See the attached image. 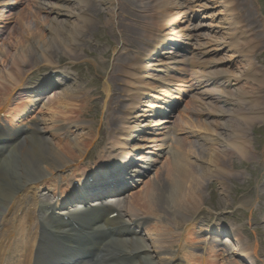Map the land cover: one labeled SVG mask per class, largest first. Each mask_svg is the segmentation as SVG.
<instances>
[{"label": "bare ground", "instance_id": "bare-ground-1", "mask_svg": "<svg viewBox=\"0 0 264 264\" xmlns=\"http://www.w3.org/2000/svg\"><path fill=\"white\" fill-rule=\"evenodd\" d=\"M95 1L42 0L40 5L42 10H49L51 13L58 15L53 19L54 21L51 19L47 23L49 32L46 33L39 28L27 29L25 34L31 40L17 39L18 54L13 56L11 63L8 62L10 54L8 49L0 47V112L12 101L9 92V89H11L10 85H14L16 88L21 84L22 72L20 69L40 63L50 64L60 50L71 55V51L77 53L76 51L82 48V42L87 38L86 33L92 30V18L96 17L99 21L104 18V10L96 5ZM116 2L115 8L118 9V14L116 13L117 27H120V29L118 28L119 31L126 32L129 37L125 42H131L133 49H129V52L133 55L126 58H123L122 55L115 60L111 78L110 80H104L103 84L105 93L104 105L108 106L107 100L112 99L110 96L113 91H125L120 86H112V84L116 83L115 76L117 72L118 74H125V77L129 79L127 82L131 86L136 83H143L141 87L144 90H141L140 94L138 93L139 95L134 100V103H130V111L128 110L127 116L118 119V121L123 123L122 126L124 128L122 129L127 134L119 137L117 142H115V138L111 137L120 134L121 131L120 133L118 131L109 133L107 141L113 145L111 147L114 150L112 148L109 149L115 152L122 151L127 156L130 153L129 147L134 142L133 134L136 131L150 133V130L156 128L159 133L154 138L146 139L145 135H143L139 141L157 142L153 148L154 150L163 151L164 149H169L171 152L170 159L175 166L171 168L169 177L153 180L149 188L139 194L135 192L131 194V197H135V201L131 197H125L119 202L121 208L124 209L123 215L126 216L125 218L128 217L130 219L133 216L148 218V226L143 228L141 235L119 239V241L117 240V242L113 243V246L129 253H142L141 257L131 261L129 264H174L177 256L174 250L176 245L180 246L181 250H185L184 255L190 264H220L221 260L228 262V259L232 258L237 252H241V255H252L258 258V239L255 244H252V247L246 245V248H243V244H240L233 249L228 247L220 248L219 250L222 253H218L217 248L220 245H218L219 242L217 241L221 240L218 237L220 233H217L212 228L209 229V227H200L199 230L201 232H210V234L206 235L210 246L199 247L202 252H196L195 249L200 241L197 240L199 236H192L193 233H196L193 228L184 229L182 232L179 227L181 221L179 220L178 225L175 220L178 216L175 215H180L183 221L186 222L191 219H189V213L193 212L200 204L201 189L203 188V179L205 177L215 178L216 184L219 183L226 189L227 179H234L238 176V174L234 173L235 158L240 159L246 167H250L251 163H260L261 160L264 163V152L260 156V147L257 144H255L256 146L254 144L251 146L252 142L248 137L249 130L260 129L262 126H258V123L264 120V102L261 95V91L264 92V73L261 76L258 68L249 62L244 73L233 75L231 71L224 69L223 59H216V52L220 50L219 44H215L209 50L214 54L211 60H202V57L206 54L203 48L209 42L205 37L207 34L203 33L204 31L200 24H190L189 0H116ZM6 3L5 0H0V11L1 7L6 5ZM69 3L73 4L69 5ZM180 15H183L184 19L182 21L185 24H181L179 28L175 29L173 25ZM252 15L249 18V27L256 41L254 42L255 45H252L254 39L246 40L245 43L248 45L246 50L254 49L255 54L259 56L257 53L260 50V46H262V38L255 31L257 29V21ZM0 16L2 17L3 14H0ZM33 17L36 18L37 16L33 14ZM59 17L62 19L59 20ZM113 22L111 20L104 21V23H108V26ZM155 27H157V33L154 32ZM163 28H165V34L168 37L165 36L164 38L163 35L158 34ZM184 30L185 33L180 32ZM11 32L12 28H8L6 32L1 33L2 37L0 40L6 43L9 35L12 34ZM236 39L232 42V46L235 50H238L239 37ZM170 40H178L177 42H180V40L186 41L183 44L186 51L190 52V55H184V49L179 47L178 49L171 48V50L165 52L168 55L166 61L159 60L164 62L161 63L163 67L160 70H155L159 72L153 74L149 66L157 64L149 62L151 60L143 64L144 59L149 55L151 56V54L155 55L158 45L162 47V45L168 46L175 43ZM203 41H207V43ZM147 46H149L148 56L145 54ZM158 49L161 50L159 47ZM32 55L36 58L38 56L37 60H32ZM180 57L182 58L180 59ZM168 64H174L175 70L167 68L166 65ZM183 69L187 71L191 69L195 78L198 79L197 81L212 83L216 86L211 91L210 97L215 101V115L220 118L216 120V125L212 128L215 133L213 137H209L205 132L201 133L202 136L200 135V139L206 142V145L201 144L204 148L201 149V155L198 158L200 162L198 167L191 166L187 159L189 155H192L194 149L186 150L183 146L186 145V142L188 144V141L184 140L182 144V140L176 137V125L174 124L176 121L173 122V125H167L166 123L170 122L168 120L154 122V120L149 119L148 116L152 113V108L159 105L154 103V101H146L145 107L149 106L150 110L147 107L143 111L147 112V114L144 112L136 115L132 114L137 104L142 103L141 94L147 92L148 88L159 87L160 85L158 84L160 83H171L173 78H175L174 71ZM141 70L143 74H140ZM160 71L163 72V75H161ZM149 77L154 79L153 82L147 80ZM243 77L250 80L252 91L244 88V85L241 88L233 87L234 85L232 84H236L235 81ZM49 78V76L45 77L34 86L29 85L28 90H26L27 96L22 94L18 102H16L17 104L11 109L13 117L11 118L10 126H8V135L14 137V141L4 146L3 148L5 149L0 153V264H31L32 246L37 229L33 231L36 221V207L39 203L45 201L41 192L43 188L45 189L48 186L45 181L53 180L55 173L69 169L72 162L76 163L74 161L76 158H73L75 157L74 152L71 151L69 144L63 145L62 141L59 143L56 141V139H61L59 133L63 131L64 133L69 132L68 127L73 124L72 121H68V118L62 117L66 114L65 111L70 110L72 101L77 100L75 97L76 91L72 89L59 90L44 97L43 92L52 85ZM9 82L12 84H9ZM53 83L56 84L57 81ZM147 95L149 94L147 93ZM171 97L175 101L180 98L174 94ZM22 98L25 100V104L23 100H20ZM45 98L47 100L42 107L48 110L49 117L46 118L43 113L36 111L30 117L32 132L23 135L17 129L21 123H13V121H17L18 117H22L28 107L33 108L38 101H43ZM109 101L110 105H116L115 109L120 107L121 99L119 97L115 98L114 101L113 99ZM52 102H54V106H51ZM168 102L170 103V101ZM22 103V106L19 105ZM159 107L162 108V106ZM71 109L72 112L76 110V108ZM167 111L169 109H166ZM48 121H51L52 126L48 125ZM22 123L28 124L29 122L26 120ZM156 125L160 126L157 127ZM200 129L202 131V127ZM203 129L208 130L205 126ZM93 137L95 138V136ZM71 143L75 147L80 144L74 138ZM83 148L81 143L78 148L79 153L77 152L80 154L79 156L82 153H86V149ZM104 150L108 151V148ZM114 157L116 158L112 160L107 156L101 159L108 164V161H114L119 158L118 154L114 155ZM141 159L152 161L148 155L143 156ZM229 162L230 166L228 165ZM103 165H100V168ZM99 172L102 173V171ZM99 172L88 170V173L82 176L78 174L77 186L72 184V182V185L69 184L68 180L72 178L68 179V184L64 186H60L56 181L54 184L50 183L54 187L47 194L51 195L53 193V199L56 198L57 200L58 195L61 196L62 199L58 201V204L62 207L67 204L64 207L73 209L71 202L84 201L88 195L87 191L91 190L90 186L95 187L96 182L99 184L97 179V176L100 175ZM58 192L60 194L57 195ZM247 192L250 196L251 191L248 190ZM79 195H82V197L78 198ZM262 197H264V193ZM138 205L144 208L146 212H141L144 210H141L142 208L140 209ZM261 210L262 208H259V211ZM150 221L151 224L149 225ZM250 222L255 223L256 230L261 228L260 224H258L259 220L257 221L255 217ZM184 234L186 235L185 238H183ZM261 235H264V232ZM228 243L233 242L228 239L221 244L226 246ZM192 248H194V251Z\"/></svg>", "mask_w": 264, "mask_h": 264}, {"label": "rangeland", "instance_id": "rangeland-1", "mask_svg": "<svg viewBox=\"0 0 264 264\" xmlns=\"http://www.w3.org/2000/svg\"><path fill=\"white\" fill-rule=\"evenodd\" d=\"M5 1L8 6L6 5V7L1 8L0 14H3V16H0L2 18L0 23L7 27L11 26L10 28H12V34L5 44H0V47L8 49L10 53L8 56V62L11 63L13 56L18 54V44L16 43L17 39H28L25 31L29 28H39L48 33L49 30H47V23L49 20H53L58 15L50 13L49 10H42L40 6L42 0ZM190 1V6L192 7V10H194L191 13V15H193V20L191 22L201 25V28L204 31L203 33L207 34L205 37L209 42L206 46H204L205 49L203 51L207 52L208 50V52L202 57L203 59L211 60V57L214 54L209 50L212 49L215 44H219L220 50L216 52V59H223L225 64L223 66L224 69H228L233 75L243 73V71L247 69L249 62L256 64L258 67L263 65L264 31L262 24L264 23V0ZM102 2L105 3L103 4ZM114 3H116L115 0H96L95 4L100 8H103L105 12L104 18H101V21H99L96 17L92 18V30H89V32L86 33L87 38L84 42H82V48L79 50L76 48L78 50L76 51L77 53H75V51H71V55H68L67 52H61L60 50V52L55 55V58H53L57 65L60 64V69L70 73V76L72 77V79L69 80L64 87L61 86L59 89L65 90L73 88L74 90L79 91L77 94V100L72 101L70 106L71 108H76V110L72 112V109L70 108V110L65 111V115L61 114L64 115L62 118L66 117L68 118V121L72 120L76 123V125L72 128L74 131L69 137H66L64 140L58 139L57 142L62 141L63 145L69 144L71 151L74 152L75 157L73 158H76L77 160L80 159V157H78V155H80L78 154V148L82 143V146L84 147L83 149L88 151L84 159V162L87 161V164L92 163L97 157H99L100 154L104 152L105 147L109 145L107 138L110 130L117 129L116 126L118 120H114L116 118L110 114L111 109L114 108L115 105L112 104L113 106L110 110L107 108V110L103 112L102 103L104 101V96H102V93L104 80H110L113 73V65L116 59L122 55L123 58L131 57L133 55L129 52V49H133L130 44L131 42H125L129 39V37L126 32H120V27H117V15L115 9L113 10ZM71 4L73 3H69V5ZM31 13L32 15H30ZM33 14L37 17L34 18ZM251 15L260 24V27H258L260 31L258 33L262 37V46H260L259 57H256L253 52L242 53V49L235 53V49L231 45L234 35L244 32L246 26L249 27V18H251ZM17 19L18 21H16ZM60 19L62 18L59 17V20ZM183 19L184 18L180 17L177 18L173 25L175 29L179 28L181 24H185L183 23L184 21H182ZM106 20L114 22L108 26V23H104ZM247 27L246 31L249 30ZM121 30L123 29L121 28ZM180 32L183 33L185 30ZM164 56H167V54ZM164 56H156L155 58L157 60L166 59ZM31 58L32 60H37L38 56L36 58L32 55ZM41 64L43 63H40L39 65ZM57 65L49 63H45V66L43 65L44 67H35L36 65H32L29 67L27 66L25 69H20V71L22 73L26 72L29 78H32L34 75L38 74L39 70H45L49 67ZM190 78L192 79L191 75ZM190 78H188V81H191L189 85L193 83L194 90H192L191 96L184 106L185 109L183 110V113L178 115L179 120L177 125L180 128L179 137H181L180 139L182 140V144L184 140L188 141V144L186 142L185 146L182 145L183 148L185 147V149L189 151L194 149V152H191L192 155L187 158L188 162L191 166L198 167V165H200L198 158L201 155V149L204 148L201 144L203 143L206 145V142L199 139L198 134L199 132H205V134L209 137H213L215 133L212 128L216 125V120H219L220 117L215 115V101L210 97V93L215 88V85L210 83L199 85L196 80H190ZM124 80L122 74H118L117 72V75L115 76L116 83L112 84V86H120V83L124 82ZM246 82L247 84L244 85L246 89H248V86L252 87L246 79H240L238 82L235 81L236 84H233L235 85L234 88H239ZM123 85L125 86V91L122 94L124 96L127 93L126 88L131 89V87H129L126 82ZM122 88L124 87L122 86ZM139 88L140 87L133 90L131 93L141 92ZM17 92L18 91L13 94L15 95ZM116 92L117 91H113L112 94ZM262 95L264 94L262 93ZM112 98L114 99L115 97ZM126 100L127 99L121 101L120 105L122 107L126 106L127 109L128 102ZM68 101L70 100L68 99ZM53 103L54 102H52L51 106ZM39 110L46 118L49 117L48 110L44 109L42 106ZM118 111L115 109V114ZM189 118L192 122H188ZM47 123L49 126H52L51 121H48ZM203 125L208 130L203 129ZM258 126L262 127L254 131L249 130L248 137L251 139V146H253V144L256 146L255 144H257L260 147L259 155L262 156V152H264V120L260 121ZM201 127L202 131H200ZM95 133L97 137L94 138L93 136H95ZM144 134L146 133H139L134 139V143H141L142 148L144 150H148L149 148L146 146L151 145V142L138 141V138L142 137ZM61 135L60 137H62ZM73 138L77 139V142L80 143L78 144V147L73 146L71 143ZM111 138H113V136ZM234 163L236 164L234 173L238 174V176L234 179H227L226 189H224L221 184H216V180H214L215 178L213 179L210 176L205 177L203 179L204 185L201 189V201L199 206H197L193 212L189 213V219H191L186 222L183 221V218L180 217V215H175L178 216L175 219L178 225L179 220L181 221L179 227L182 232L184 229L186 230L188 228H193L197 231L195 233L196 235L194 233L192 234V236L198 235L199 238L197 240H200L195 249L196 252H202L199 247L207 245L210 246L207 242L208 240L205 233H202L199 229L200 227H206L205 224H209L211 218L218 220V224L225 223L224 221H226L229 231L228 236L232 235V238L234 237V244L236 245L238 243L246 245L248 243L253 244L258 238L259 233L261 234L264 232V197H262V194L264 193V163L261 160L260 163H251L250 167H246L238 158L234 159ZM228 165L230 166V162ZM172 167L171 161L164 160L155 171V177L144 182L142 186L137 189L136 194H139L143 190L149 188L151 186V180H161L169 177V172ZM248 190L251 191L250 196L248 195ZM131 199L135 201V197ZM138 207L140 209L142 208L140 205H138ZM259 208H262V210L259 211ZM141 210H144L142 211L143 213L146 212L144 208ZM252 217H255L257 221L259 220L258 224H260L261 228L258 232L254 229L256 225L250 222ZM214 223L215 221L212 222V225H215ZM185 236L186 235L184 234L183 238H185ZM261 238L262 242L260 241V244H262L261 247H264V236L262 235ZM230 247H233V244H231ZM174 248L180 260H182L184 264H189L184 255L185 250H181L180 246L177 245ZM192 250L194 251V248H192ZM217 252L220 253L222 251ZM261 253L262 254H260L258 258L252 256L245 257L243 255L236 254L233 259L230 260L232 263L221 260L220 264H264V248Z\"/></svg>", "mask_w": 264, "mask_h": 264}]
</instances>
